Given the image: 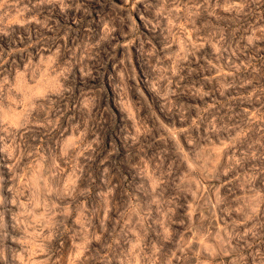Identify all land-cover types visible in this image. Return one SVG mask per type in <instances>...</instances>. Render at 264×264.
I'll use <instances>...</instances> for the list:
<instances>
[{
  "label": "rangeland",
  "instance_id": "rangeland-1",
  "mask_svg": "<svg viewBox=\"0 0 264 264\" xmlns=\"http://www.w3.org/2000/svg\"><path fill=\"white\" fill-rule=\"evenodd\" d=\"M0 264H264V0H0Z\"/></svg>",
  "mask_w": 264,
  "mask_h": 264
}]
</instances>
